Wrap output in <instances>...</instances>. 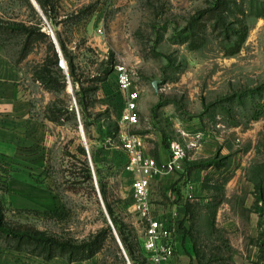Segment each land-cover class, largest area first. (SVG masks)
<instances>
[{
	"label": "rangeland",
	"instance_id": "1",
	"mask_svg": "<svg viewBox=\"0 0 264 264\" xmlns=\"http://www.w3.org/2000/svg\"><path fill=\"white\" fill-rule=\"evenodd\" d=\"M85 10L92 13L90 32L62 30L76 80L60 67L39 81L50 46L57 51L48 24L28 0H0V52L29 87L41 86L31 90V102L51 135L40 142L42 176L60 201L51 211L0 208V251L64 252L62 258L90 252L88 264H132L100 179L138 264H154L143 246L146 222L124 178L129 157L121 136L152 130L158 136L142 137L153 157L166 160L161 164L171 158V140L189 146L182 171L151 184L155 214L173 237L182 234L185 262L264 264V0H93ZM38 23L41 31L30 34ZM118 64L129 68L149 108L134 128L120 122ZM41 237L71 246L35 240Z\"/></svg>",
	"mask_w": 264,
	"mask_h": 264
},
{
	"label": "crops",
	"instance_id": "2",
	"mask_svg": "<svg viewBox=\"0 0 264 264\" xmlns=\"http://www.w3.org/2000/svg\"><path fill=\"white\" fill-rule=\"evenodd\" d=\"M40 1L35 0V4L33 0H30L36 12L48 24L58 44V35L62 36L64 42L67 43L62 30L84 27L90 32L93 28L92 13L87 12L86 15L85 10L87 5L90 7L93 0ZM43 4L47 14L43 10ZM95 13H98V10ZM43 31L49 33L45 29ZM50 35L52 37L51 33ZM40 87L39 84L29 87L25 78H22L21 73L15 69L10 59L0 52V184L4 185L0 186V207L2 210L6 208L5 205L21 210L36 206L47 211L60 206V201L51 188L44 183L42 176L44 164L43 148L40 142L43 140L42 136L51 135L43 132L42 128L44 127L41 126L44 125L39 116L35 114L39 106L33 108V102H31V98L34 97L31 95V90ZM141 115L149 117V108L142 96L139 101L140 118ZM47 119L44 118V122H47ZM151 131L142 136H158ZM202 137L204 138V136ZM145 150L147 155L152 156L154 154L146 140ZM161 156L157 158L158 161H166ZM124 178L129 181V187H132V173L127 170L124 173ZM196 181L198 183L197 179ZM132 201L134 204V200ZM173 243L176 249L173 263L187 264L181 232H176ZM12 253L16 255L15 260L11 258ZM23 254H25L23 251L12 248L2 249L0 251V264H44L45 262L51 264H88L86 261L71 262L62 257L45 260L37 255L25 254V256ZM8 256H10L9 260H7Z\"/></svg>",
	"mask_w": 264,
	"mask_h": 264
},
{
	"label": "built area",
	"instance_id": "3",
	"mask_svg": "<svg viewBox=\"0 0 264 264\" xmlns=\"http://www.w3.org/2000/svg\"><path fill=\"white\" fill-rule=\"evenodd\" d=\"M51 34H53L52 31ZM61 52H58L59 65L64 70H68L67 62ZM115 71L117 87L124 99L120 122L134 128L140 123L139 101L142 94L134 82L131 71L125 64L116 65ZM80 127H82L81 122ZM121 136L123 147L129 157L126 170L133 175L134 208L140 218L146 222L144 249L150 254V259L154 264H174L176 253L173 243L174 231L169 229L155 214L151 201V184L153 179L158 176L169 174L175 170L182 171L181 162L187 157L189 146L179 140H171L169 143L171 158L168 162L161 164L155 157L146 154L145 140L142 135L124 133ZM196 139H200V136H197ZM190 146H196V144L192 142Z\"/></svg>",
	"mask_w": 264,
	"mask_h": 264
},
{
	"label": "trees",
	"instance_id": "4",
	"mask_svg": "<svg viewBox=\"0 0 264 264\" xmlns=\"http://www.w3.org/2000/svg\"><path fill=\"white\" fill-rule=\"evenodd\" d=\"M38 1L41 2L40 0H38ZM28 2L31 5L30 0H28ZM42 7H43V10L45 11V13L47 14L46 10L44 9V4L42 5ZM32 8L35 10V8L33 6H32ZM37 27L38 28L30 29L29 33L34 34V33H36V31H41L40 23L37 24ZM58 42H59L62 54H63V56L67 62V67L69 69V76L71 77V79L73 81H75L76 80V69H75V66L73 64L72 59L68 55L67 44L63 40H61L59 37H58ZM50 52H51V57L48 60H45V66L41 69V72L36 77V79L39 81L50 80L54 68L56 69V71L58 73H62V69L60 68L61 66L59 65L60 56H59V53L55 50V47L53 45L50 46ZM84 169H85L86 179L91 180L92 179V170H91V167L86 162H84ZM96 172H97V176H98V171H96ZM98 183H99L101 194L103 196V200L105 202L107 213H108V215H110L111 220H112L115 228L117 229L118 236H119L120 241L123 245V249H124L125 253L127 254L128 259L131 261V263L132 264H138L135 246L132 244L129 237L125 234V231L123 230V227L121 226V224H119L117 219L114 217L113 209H112L111 205L106 200V195L104 194V190H103V184H102L100 179L98 180ZM2 222H3V215H0V228H2ZM106 231H108V232L111 231L108 226L106 227ZM19 236L25 237V235H19ZM33 239H35V238H33ZM35 240L42 242V243H45V244H49V245H59V246H66V247L71 246L68 241L62 243V242L58 241L56 238H52V237H41V238L35 239ZM63 253H61V254L50 253V254H47V256L46 255L44 256L42 254L41 255L36 254V255L41 256V257L45 258L46 260H51L57 256H60V257L65 256V255H63ZM91 256L92 255L89 252V254L84 255L83 258H75L74 256H69V258H67V259L71 262L72 261H84V260H87V258H90Z\"/></svg>",
	"mask_w": 264,
	"mask_h": 264
},
{
	"label": "water",
	"instance_id": "5",
	"mask_svg": "<svg viewBox=\"0 0 264 264\" xmlns=\"http://www.w3.org/2000/svg\"><path fill=\"white\" fill-rule=\"evenodd\" d=\"M33 2L36 4V2H35V0H33ZM52 37H53V40H54V42H55V44H56V47H57V51L59 52H61V48H60V46H59V44L57 43V40H56V38H55V36L52 34ZM62 53V52H61ZM158 84H159V81H155L154 82V88L156 89V90H158ZM116 233V232H115ZM117 234V233H116ZM118 239H119V242H120V244H121V246H122V248H123V245H122V243H121V241H120V238L118 237Z\"/></svg>",
	"mask_w": 264,
	"mask_h": 264
},
{
	"label": "bare ground",
	"instance_id": "6",
	"mask_svg": "<svg viewBox=\"0 0 264 264\" xmlns=\"http://www.w3.org/2000/svg\"><path fill=\"white\" fill-rule=\"evenodd\" d=\"M83 131V130H82ZM85 137V136H84Z\"/></svg>",
	"mask_w": 264,
	"mask_h": 264
}]
</instances>
